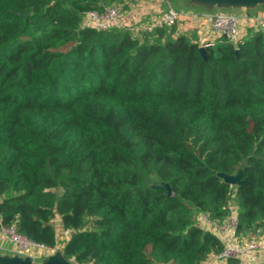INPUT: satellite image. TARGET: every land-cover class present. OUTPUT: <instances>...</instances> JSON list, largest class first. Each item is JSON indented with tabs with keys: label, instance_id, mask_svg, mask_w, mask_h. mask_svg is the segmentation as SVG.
Listing matches in <instances>:
<instances>
[{
	"label": "trees",
	"instance_id": "trees-1",
	"mask_svg": "<svg viewBox=\"0 0 264 264\" xmlns=\"http://www.w3.org/2000/svg\"><path fill=\"white\" fill-rule=\"evenodd\" d=\"M123 2L0 0L1 226L56 246L58 216L75 264H205L200 213L264 228V24L205 56L173 26L82 25Z\"/></svg>",
	"mask_w": 264,
	"mask_h": 264
},
{
	"label": "built area",
	"instance_id": "built-area-1",
	"mask_svg": "<svg viewBox=\"0 0 264 264\" xmlns=\"http://www.w3.org/2000/svg\"><path fill=\"white\" fill-rule=\"evenodd\" d=\"M165 8L157 14L146 19L140 27H133L134 24H127V19L120 3L105 6L103 11L91 10L85 13L82 19L83 26H91L100 30L111 27H127L133 32H152L158 27H172L182 19H188L195 26L206 27L209 36L202 40V46L207 42H213L218 37L224 36L238 40L243 36L246 29L256 25L264 24V10L252 15L246 13L217 12L214 14H201L188 10H180L173 6V0H163ZM237 186V185H231ZM229 213L222 221L211 220L208 213H200L198 221L202 227L212 231L222 242L223 249L217 254H213L205 264L222 263L227 258H237L241 264H253V254L264 249V228L257 229L256 233L247 239H242L237 233V205L231 199L228 205ZM68 234L70 230H62ZM5 239L13 244L12 251L32 256L34 259L44 257L56 250V246H48L36 243L22 235L17 225L14 223L5 228ZM58 241V233H57ZM4 248V247H3ZM6 249V248H4ZM9 250V249H8Z\"/></svg>",
	"mask_w": 264,
	"mask_h": 264
},
{
	"label": "water",
	"instance_id": "water-1",
	"mask_svg": "<svg viewBox=\"0 0 264 264\" xmlns=\"http://www.w3.org/2000/svg\"><path fill=\"white\" fill-rule=\"evenodd\" d=\"M173 6L180 10H188L201 14H214L217 12L246 13L252 15L259 7L264 10V0H173ZM200 51L205 56L204 46ZM225 182L231 185H241L247 182L242 179V171L234 175L220 173ZM155 187L166 189L171 194L170 186L167 183H159ZM0 264H75L67 259L62 250L46 255L41 259H34L30 255L21 254L12 250L0 247Z\"/></svg>",
	"mask_w": 264,
	"mask_h": 264
},
{
	"label": "crops",
	"instance_id": "crops-1",
	"mask_svg": "<svg viewBox=\"0 0 264 264\" xmlns=\"http://www.w3.org/2000/svg\"><path fill=\"white\" fill-rule=\"evenodd\" d=\"M120 4L121 6L127 4L126 6L124 5L122 7V10L126 16L127 24L134 25L145 21L166 7L163 0H124V2ZM175 27L174 34L183 33L189 36H194L199 40V42H202V40L209 36V32L206 27L195 26L191 24L188 19H182L178 24L175 25ZM246 31L244 33H246ZM255 233L256 232L248 233L247 236H241V238L247 239ZM253 257V264H264V249L258 251L257 253L255 252Z\"/></svg>",
	"mask_w": 264,
	"mask_h": 264
},
{
	"label": "rangeland",
	"instance_id": "rangeland-1",
	"mask_svg": "<svg viewBox=\"0 0 264 264\" xmlns=\"http://www.w3.org/2000/svg\"><path fill=\"white\" fill-rule=\"evenodd\" d=\"M125 5V4H124ZM123 5V6H124ZM127 5V4H126ZM125 5V6H126ZM122 6V7H123ZM128 10V9H127ZM258 12H261L262 11V7H259L258 8V10H257ZM144 22V21H143ZM143 22H140L139 24H135V25H133V27H140L141 26V23H143ZM259 26H261V25H256V26H254V27H252V28H257V27H259ZM174 28H176L175 26H173ZM53 223H54V225H55V227H56V231H57V233H58V245H59V247H61V245L64 243V241H66L68 238H69V236H70V233H71V231L68 233V234H64L63 233V229H62V226H61V222L59 221V217L58 216H56L55 218H54V220H53ZM5 228L6 227H2L1 226V219H0V247H4V248H6V249H12V247H13V244L12 243H10V242H8L6 239H5ZM43 257V256H42ZM42 257H39L38 259H41ZM86 264H90V263H86Z\"/></svg>",
	"mask_w": 264,
	"mask_h": 264
}]
</instances>
